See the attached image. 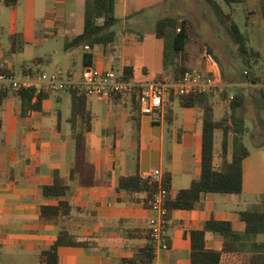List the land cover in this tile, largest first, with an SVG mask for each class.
I'll return each instance as SVG.
<instances>
[{"label": "crops", "instance_id": "0c3cea01", "mask_svg": "<svg viewBox=\"0 0 264 264\" xmlns=\"http://www.w3.org/2000/svg\"><path fill=\"white\" fill-rule=\"evenodd\" d=\"M81 1L85 5L87 0ZM249 1L241 5L249 13L246 16L247 26L252 25L256 37L261 40L255 49L264 58V36L257 35L256 31L260 27L261 33L262 25L255 22V19H264V16L259 0H255L254 9L248 10ZM78 3L79 0H20L17 8H10L0 0V67L15 74L17 69H21L23 73L26 61L21 56L30 50L31 42L38 43V36L44 39L63 37L64 40L76 36L70 33L75 25ZM229 8V12L234 11L233 6ZM125 13L127 26L141 29L139 24L143 23V19L130 20L127 9ZM131 21L137 24L131 26ZM246 31L251 35V30ZM14 33H22L26 40L23 51L19 53H12L10 49L9 37ZM97 46H100V51L95 50L96 46L89 50L83 48V67L90 64L101 69H115L114 63L107 59L108 46ZM70 52L71 60L74 54ZM86 54L94 55L91 63L86 61ZM33 60L32 66L44 73L40 66L44 58L36 56ZM255 64L264 70L262 60ZM126 68L132 67L124 64L122 73ZM251 74L252 77H260V80L253 83L249 78L233 84L244 87L245 90H242L245 92L260 85L264 72ZM164 79L172 80L170 76ZM221 79L226 84L223 73ZM66 92L53 94L59 104ZM262 93L264 90H260L258 100L262 98ZM50 98L44 101L43 111H31L26 116L21 114V99L15 91L0 105V128L10 135V141L5 138L0 140V264H42L41 252L55 245L62 228L88 243L83 247H59L62 264H129L125 260L135 258L141 249L153 243L148 224L153 212L144 202L145 192L138 193L135 196L137 200H133L125 190L116 189L115 179L120 175L137 173L143 176L160 167L164 173H172V195L188 188L201 174L203 108L183 107L180 98L174 95L172 98L171 95L163 109L154 115L140 114L141 130L137 139L136 124L132 118L136 112L131 98L122 97L113 101L99 98L108 108L103 114L95 113L88 100L94 119L93 130L88 134L87 154L96 168L97 185L83 187L78 179L71 181L72 188L66 197L72 206L71 214L60 224H42L39 221L42 206L57 201L45 198L41 187L52 182L55 168L68 178L76 154L70 116L65 115L59 106L62 110L59 129L58 106L55 108ZM176 104L183 108V112L176 111ZM166 124L176 125V130L169 136ZM217 135L218 132L216 141ZM220 148L221 143L218 147L216 144L217 155ZM216 161H220L219 156ZM263 193L264 146H260L244 160V188L241 194L207 193L195 209L172 212L166 231L169 249L157 251L155 247L157 264H191L190 232L204 228L205 222L211 218L229 220L236 230L243 231L245 223L240 220L239 211L250 203L241 196L260 197ZM206 245L219 250L223 240L218 234L207 232Z\"/></svg>", "mask_w": 264, "mask_h": 264}, {"label": "trees", "instance_id": "16d2710c", "mask_svg": "<svg viewBox=\"0 0 264 264\" xmlns=\"http://www.w3.org/2000/svg\"><path fill=\"white\" fill-rule=\"evenodd\" d=\"M214 8L220 19L229 22V32L239 49L247 55L249 62L263 61L260 51L248 46L250 36L248 31H243L236 23L232 12H226L216 0H207ZM228 6L245 4L247 0H224ZM10 8H17L20 0H3ZM261 12L264 16V0H259ZM249 16V13L247 14ZM119 23L117 16V0H87L84 13V30L82 33L65 39V48L86 46L94 48L97 45L104 47L117 39L118 31L115 26ZM156 37L164 41L163 62L165 73L158 75L151 81L164 80L171 75L172 80L179 81L187 71L199 68L209 72L214 78L222 80L221 60L211 43L197 29L195 22L186 16H164L158 19L155 30ZM12 53L23 51L26 40L22 33H14L9 37ZM93 54H86V61L92 62ZM93 64V63H92ZM171 71V74L169 73ZM220 73L218 74V72ZM0 72H12L0 67ZM23 73L32 75L40 74V70L32 65L24 64ZM126 77H135L132 68L124 70ZM220 75V76H218ZM249 76V74H246ZM257 83L260 77H250ZM12 91H0V105ZM71 115L69 122L72 125L73 135L76 140L75 161L68 178L62 175L59 168L53 170V180L41 187L43 196L55 199V204L43 205L39 221L42 224H60L72 212V206L67 200L71 190V181L78 179L83 187L97 185L96 168L89 161L87 154L88 134L93 130L94 114L89 108V97L85 93L71 90ZM21 99V114L26 116L31 111H43V103L54 93L26 89L15 92ZM183 107L201 106L203 108V145L201 152V174L194 179L188 188H183L176 195H172V173H164V186L169 194L166 199L168 209L167 218L170 219L175 210H192L199 206L203 196L207 193L241 194L244 188V160L251 154V150L244 141V136L249 133L250 127L246 118L240 113L246 95L239 90L231 95L229 90H224L221 98L229 103V111L222 118H216L214 98L215 92L179 95ZM36 98V99H35ZM122 96L115 95L110 100H117ZM173 98V95H172ZM132 116L136 124L137 139L140 135V103L131 98ZM61 102V101H59ZM264 110V93L259 100ZM58 111V128L62 120V110ZM80 122V127L78 124ZM221 133V148L217 155L216 133ZM219 156V162L216 161ZM117 190H125L131 199L138 193L147 194L144 202L149 206V201L157 191L158 185L145 179L139 173L134 175H120L115 179ZM239 217L245 223L243 231L236 230L229 220L211 218L204 224V228L192 230L191 235V264H264V241H259L258 236L264 234V193L259 202L248 204L239 211ZM207 232L218 234L223 240L221 249H210L206 245ZM86 241H80L66 228L58 234L55 245L42 251L40 260L42 264H62L59 257V247L62 246H87ZM155 259V245L148 244L141 249L135 258L125 260L129 264H153Z\"/></svg>", "mask_w": 264, "mask_h": 264}, {"label": "rangeland", "instance_id": "374dc122", "mask_svg": "<svg viewBox=\"0 0 264 264\" xmlns=\"http://www.w3.org/2000/svg\"><path fill=\"white\" fill-rule=\"evenodd\" d=\"M216 1L224 11H230L224 0ZM255 3V0H250L246 9H254ZM244 7L241 4H234L232 13L235 15L236 23L243 31L251 30V35H249L251 40L248 46L255 49L261 40L256 37L253 26H247L246 16L248 13H246ZM126 9L130 20L143 19V23L139 24L141 29H130L127 26V23H125ZM151 10H155L153 14L149 13ZM84 13L85 5L83 1L79 0L75 25L73 32L70 33L71 36L83 32ZM117 15L119 23L114 29L118 31V35L116 41L107 48V59L114 63L115 71L118 73H122L124 64L131 66L134 69L137 80H153L158 75L165 73L163 64L164 42L158 39L155 34L158 19L164 16H186L195 22L197 29L211 43L221 60V70L224 74L223 82L226 83V87L211 90L215 92V100L213 102L216 118L218 119L225 116L227 111H229V103L221 98L222 92L227 89L233 95L244 88L233 83L249 79L253 75L251 73L264 72L261 67H256L254 61L249 62L247 60V55L239 49V45L232 39L228 29L229 22L225 19H220L207 0H119ZM255 22L262 25L261 33H259L260 27H257V35L264 36V19H255ZM129 24L132 26V24L137 23L131 21ZM124 28H128V30H124ZM37 39L38 43L31 42L29 45L30 50L22 54V60L26 61L24 64L34 65L33 59L36 56H41L44 58V63L40 66L45 71L44 73L49 75L55 72L67 73L69 71L76 78L81 77L83 70L81 57L84 46L70 49L73 52L72 54H74V58L70 60L71 52L66 51L63 37L44 39L38 36ZM100 49V46H96L95 50L100 51ZM246 70L249 71V76L244 74ZM169 73L171 74V71ZM16 74L21 76V69H17ZM169 76L171 75H167V77ZM260 90L264 89L258 85L247 92L243 91L246 95V100L240 109V113L246 118V123L250 127L249 133L244 136V141L251 152H256L260 146H264V110L257 99ZM63 98L61 104L57 102L55 95H52L50 100L55 108L60 106L64 110V114L70 116L71 94L67 91ZM9 105L12 108V103ZM89 105L95 113L103 114L108 109L105 102L96 96L89 98ZM175 108L176 111L183 112V108L179 104H176ZM166 130L167 136H169L176 130V125L166 124ZM3 138L10 141V135L0 128V140ZM220 143L221 135L218 132L217 147ZM241 197L247 199L249 203L260 201V197H256V195L243 194ZM258 240L264 241V234L259 235Z\"/></svg>", "mask_w": 264, "mask_h": 264}, {"label": "built area", "instance_id": "2783aa9c", "mask_svg": "<svg viewBox=\"0 0 264 264\" xmlns=\"http://www.w3.org/2000/svg\"><path fill=\"white\" fill-rule=\"evenodd\" d=\"M87 50L91 49L86 45ZM245 74H248L246 71ZM264 89V79L260 81ZM226 87L209 72L201 70L187 71L179 81L164 79L160 81H143L135 77H126L115 69H101L94 65H85L80 78L70 73L55 72L32 75L22 73L21 76L13 72H0V91H22L35 89L37 93L48 91L59 93L63 91H79L89 98L96 96L100 99H110L112 96L134 98L140 103L142 114L154 115L163 109L166 99L171 96L207 93ZM36 99V98H35ZM143 177L158 185L157 191L149 201V208L153 212L148 220L150 237L156 250H167L169 244L166 239L168 227V209L166 199L169 191L164 186V172L160 167L151 169ZM153 264H157L155 259Z\"/></svg>", "mask_w": 264, "mask_h": 264}]
</instances>
